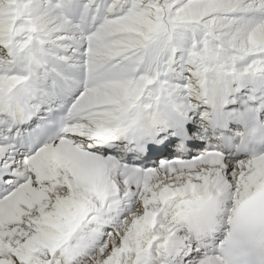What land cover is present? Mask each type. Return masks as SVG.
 <instances>
[{
  "label": "snow or ice",
  "instance_id": "6c2138e0",
  "mask_svg": "<svg viewBox=\"0 0 264 264\" xmlns=\"http://www.w3.org/2000/svg\"><path fill=\"white\" fill-rule=\"evenodd\" d=\"M0 264H264V0H0Z\"/></svg>",
  "mask_w": 264,
  "mask_h": 264
}]
</instances>
